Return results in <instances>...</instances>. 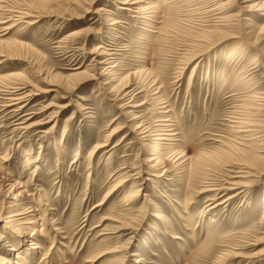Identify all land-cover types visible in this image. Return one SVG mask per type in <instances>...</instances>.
Returning <instances> with one entry per match:
<instances>
[{"label":"rangeland","instance_id":"rangeland-1","mask_svg":"<svg viewBox=\"0 0 264 264\" xmlns=\"http://www.w3.org/2000/svg\"><path fill=\"white\" fill-rule=\"evenodd\" d=\"M0 61V257L264 264V0H0Z\"/></svg>","mask_w":264,"mask_h":264},{"label":"bare ground","instance_id":"bare-ground-1","mask_svg":"<svg viewBox=\"0 0 264 264\" xmlns=\"http://www.w3.org/2000/svg\"><path fill=\"white\" fill-rule=\"evenodd\" d=\"M99 55H103V56H106V59L105 60H101V62H106L107 64H109V66H111V64H112V60L111 59H113V53H110V52H108V51H106V50H102L100 53H99ZM108 56V57H107ZM0 63H1V61H0ZM16 83V82H15ZM13 84V83H12ZM8 88H9V86H8ZM10 88H13V89H10V90H8L9 91V93L11 94V95H13V98L11 99L13 102H12V105H15V104H19V103H22V101L24 100V99H26L25 97H26V92L23 90V87H18V86H14V87H10ZM26 90V89H25ZM53 89H51V91H52ZM128 94H130V93H128ZM125 95V94H124ZM28 96V95H27ZM8 98V97H7ZM10 100V99H9ZM24 102V101H23ZM8 106H10V105H8ZM127 106H128V104H127ZM19 107V106H18ZM18 109V108H17ZM14 110V109H13ZM18 111H19V109H18ZM162 113L164 114V115H162L163 116V119H162V124H160V125H158V127H156L155 128V130H153V131H155L154 133H152V134H150V135H155V136H157V139H160V140H163V142H169L170 140L171 141H173V140H176V138H175V133H170L169 131L170 130H168V127H170L169 125H168V119H167V117H166V113H167V111L166 110H163L162 111ZM16 114V113H15ZM26 114V113H25ZM160 121V120H159ZM22 122V121H21ZM119 130H117V131H113L114 133H116V132H118ZM145 137V136H144ZM102 146H104V145H100V146H96V148H100V147H102ZM191 165H192V161H190V167H191ZM246 167H244L243 168V171H240V173H247V175H250L249 173H252L251 171H246V170H244ZM238 172V171H237ZM239 173V175L238 176H236L237 178H245L246 177V175H243V174H240ZM228 183V182H227ZM216 185H218V184H216ZM215 185V186H216ZM244 187H247V184H244V183H242V182H240L239 180H233V181H231V182H229L228 183V185L227 186H223V187H221L220 188V190H219V192H216V194H215V197H213V198H211L210 200H217L218 198H219V194H226L227 192H229L230 190H232V191H235L236 193L234 194L235 196H237L238 194H240V193H243L245 190H243V188ZM208 188V187H207ZM246 189V188H245ZM208 190H213V189H208ZM204 192V191H203ZM234 197V196H233ZM231 198V197H230ZM226 201V200H225ZM223 203V202H222ZM213 204V203H212ZM211 204V205H212ZM220 205V204H219ZM29 207H31V206H29ZM33 207V206H32ZM31 207V208H32ZM33 209V208H32ZM34 211V210H33ZM25 212V211H24ZM26 212H28V211H26ZM25 212V213H26ZM20 214H24V213H14V214H10L8 217H13V216H16V215H20ZM13 220V219H12ZM26 223V222H25ZM0 237H4V235H2V234H0ZM0 261L2 262V264H13L14 263V261H12L11 259H8V258H6V257H0Z\"/></svg>","mask_w":264,"mask_h":264}]
</instances>
